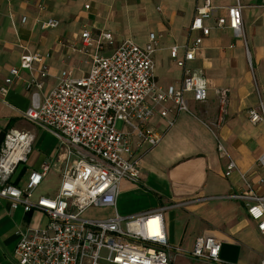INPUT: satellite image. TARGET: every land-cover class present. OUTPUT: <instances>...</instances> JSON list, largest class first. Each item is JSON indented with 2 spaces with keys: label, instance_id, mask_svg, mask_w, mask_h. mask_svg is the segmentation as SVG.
I'll list each match as a JSON object with an SVG mask.
<instances>
[{
  "label": "crops",
  "instance_id": "1",
  "mask_svg": "<svg viewBox=\"0 0 264 264\" xmlns=\"http://www.w3.org/2000/svg\"><path fill=\"white\" fill-rule=\"evenodd\" d=\"M236 2L212 0L217 11L205 22L212 30L204 36L201 31H191L196 8L204 0H0V90L27 51L47 56L50 77L43 94L60 82L65 70L72 71L74 78L83 77L97 51L95 45L83 47L86 30L93 39L104 32L113 35L114 44L105 43L101 51L104 56L112 55L126 40L144 46L150 34H156L160 44L154 56L156 79L163 87H180L184 72L170 50L179 47V57H183L184 47L202 38L200 50L187 67L204 73L209 80L208 100L199 103L189 94L191 113H180L171 129L161 116H154L147 127L164 136L153 148L147 144L136 148L139 182L123 180L116 207L89 210L87 213L95 214L86 215L96 219L116 214L129 217L163 208L173 248L171 264H261L264 259V235L250 218L247 202L230 197L249 192L243 175L254 191L264 192L260 185L264 167L258 166L264 156V124L250 120V110L264 100V0H241L243 39L230 29L214 27L216 19L227 17V9ZM48 20L58 21L59 26L42 28ZM27 79L29 72L22 71L8 95L0 97V149L10 130L34 136L12 182L25 187L31 171L49 166L48 175L34 192L32 201L36 203L41 197L59 194L67 163L77 157L69 158L72 146L68 142L24 117L32 103L25 88ZM217 89L229 92L225 113ZM214 132L238 164L229 177L227 159L218 152ZM49 220L40 209H13L10 200L0 197V264H16L14 252L21 233L44 228ZM200 237H212L222 244L220 263L192 256Z\"/></svg>",
  "mask_w": 264,
  "mask_h": 264
},
{
  "label": "built area",
  "instance_id": "2",
  "mask_svg": "<svg viewBox=\"0 0 264 264\" xmlns=\"http://www.w3.org/2000/svg\"><path fill=\"white\" fill-rule=\"evenodd\" d=\"M39 7L43 8L41 4ZM243 9L241 0H237L227 9V17L216 19L214 27L230 29L236 38L243 39ZM216 11L212 0H204L196 8L191 31L209 36L212 28L205 22ZM58 26L56 20L42 24L44 29ZM82 39L85 49L93 45L97 48L91 69L83 77L74 78L72 71L65 70L60 82L43 94L50 77L47 56L27 51L0 90L4 99L22 71H28L25 88L31 93L32 103L24 117L68 142L72 146L69 158L77 157L73 163H67L59 194L54 198L41 197L34 203V192L48 175L49 166L31 171L25 187L16 186L12 177L30 152L34 136L18 130L6 134L0 149V197L10 200L13 209L22 207L26 212L40 209L50 219L44 228L21 233L14 252L16 264H171L173 248L163 208L104 219L89 218L86 214L89 210L116 207L123 180L139 182L140 159L136 148L144 144L153 148L164 136L147 127L154 116H161L171 129L180 113H191L189 94L199 103L208 100L209 80L204 73L187 67L200 50L202 38L186 45L183 57H179V47L170 50L171 58L184 72L180 87H163L156 79L154 56L160 44L154 33L146 45L126 40L110 56L102 55L101 51L105 43L114 44L111 33L104 32L93 39L86 30ZM216 94L225 113L229 92L217 89ZM250 120L253 124H264V100L260 99L258 106L250 110ZM214 135L218 139L216 132ZM24 141H30L28 151L17 154ZM218 152L227 159L229 177L238 170V164L219 139ZM258 166L264 167V156ZM243 178L249 192L230 197L247 202L250 218L264 235V192L254 191L246 176ZM260 185L264 189V179ZM221 249L222 244L214 238L200 237L191 254L196 259L220 263Z\"/></svg>",
  "mask_w": 264,
  "mask_h": 264
},
{
  "label": "bare ground",
  "instance_id": "3",
  "mask_svg": "<svg viewBox=\"0 0 264 264\" xmlns=\"http://www.w3.org/2000/svg\"><path fill=\"white\" fill-rule=\"evenodd\" d=\"M29 145H30V141H24L22 143V146L18 150L17 154H24L25 152H27L29 149Z\"/></svg>",
  "mask_w": 264,
  "mask_h": 264
},
{
  "label": "rangeland",
  "instance_id": "4",
  "mask_svg": "<svg viewBox=\"0 0 264 264\" xmlns=\"http://www.w3.org/2000/svg\"><path fill=\"white\" fill-rule=\"evenodd\" d=\"M119 126H120V124H119ZM95 213H93V212H89V213H87L86 215H94Z\"/></svg>",
  "mask_w": 264,
  "mask_h": 264
}]
</instances>
